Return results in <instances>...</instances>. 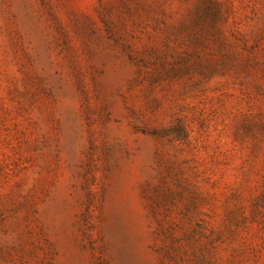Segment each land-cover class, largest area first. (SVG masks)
I'll list each match as a JSON object with an SVG mask.
<instances>
[{"label": "rangeland", "instance_id": "rangeland-1", "mask_svg": "<svg viewBox=\"0 0 264 264\" xmlns=\"http://www.w3.org/2000/svg\"><path fill=\"white\" fill-rule=\"evenodd\" d=\"M0 264H264V0H0Z\"/></svg>", "mask_w": 264, "mask_h": 264}]
</instances>
